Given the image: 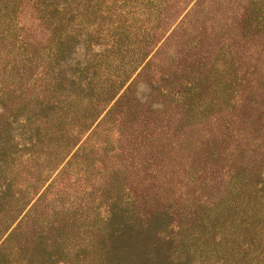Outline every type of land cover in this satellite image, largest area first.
I'll return each instance as SVG.
<instances>
[{"label":"rangeland","instance_id":"obj_1","mask_svg":"<svg viewBox=\"0 0 264 264\" xmlns=\"http://www.w3.org/2000/svg\"><path fill=\"white\" fill-rule=\"evenodd\" d=\"M0 8V264H264V0Z\"/></svg>","mask_w":264,"mask_h":264},{"label":"trees","instance_id":"obj_2","mask_svg":"<svg viewBox=\"0 0 264 264\" xmlns=\"http://www.w3.org/2000/svg\"><path fill=\"white\" fill-rule=\"evenodd\" d=\"M0 11H1V8H0ZM1 14V13H0ZM0 17H4V18H7V16H3V15H0ZM59 51V50H58ZM58 51H56L55 53H54V56L56 55V53L58 52ZM61 82H59L58 84H60ZM73 83L75 84V81H73ZM80 87L82 88V85H80ZM123 87V86H122ZM121 88V85H119V87L117 88V90L115 91V93L113 94V96L111 97V99L113 98H115L116 97V95H118V92H119V89ZM84 90L86 89V88H83ZM3 100H4V93H1L0 92V102H3ZM3 106V105H2ZM94 122V121H93ZM81 131V129H80V127H79V129H78V131ZM90 130V129H89ZM78 131H74V132H72L70 135H71V138H73V137H75L76 135L75 134H78L77 132ZM79 131V132H80ZM85 135V134H84ZM78 137H79V135H77ZM77 136H76V140L78 139L77 138ZM91 136V135H90ZM84 137V136H83ZM19 199L20 198H17V199H15L14 201H16V202H18L19 201ZM22 200V199H21ZM21 200L19 201V202H21Z\"/></svg>","mask_w":264,"mask_h":264}]
</instances>
